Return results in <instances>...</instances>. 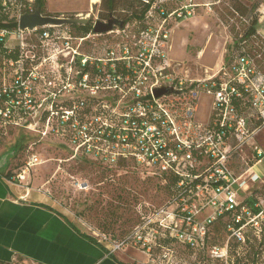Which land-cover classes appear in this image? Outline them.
<instances>
[{"label":"built area","instance_id":"obj_1","mask_svg":"<svg viewBox=\"0 0 264 264\" xmlns=\"http://www.w3.org/2000/svg\"><path fill=\"white\" fill-rule=\"evenodd\" d=\"M34 1L1 0L16 26H0V143L18 130L35 135L6 180L28 188L35 165L55 160L61 170L78 156L106 168L110 181L115 172L135 170L156 180L161 200H137L135 225L123 239L96 237L110 253L134 235L148 253L173 249L162 243L169 239L197 254L199 264H264V148L257 142L264 130V46L233 49L192 77L167 49L171 19L195 15L202 6L196 0H136L133 21L110 12L87 32L70 23L60 31L63 23L21 29L24 13L50 15ZM254 14L261 20L264 5ZM109 19L117 21L111 29L93 31L97 20ZM111 33L122 37L116 48L79 49L91 34ZM262 38L251 43L264 44ZM45 139L67 156L34 152ZM242 153L246 165L237 170Z\"/></svg>","mask_w":264,"mask_h":264},{"label":"rangeland","instance_id":"obj_2","mask_svg":"<svg viewBox=\"0 0 264 264\" xmlns=\"http://www.w3.org/2000/svg\"><path fill=\"white\" fill-rule=\"evenodd\" d=\"M133 5L126 8V2H119L114 9L103 10L100 0L91 3L90 0H46L45 13L59 15L62 17H78L79 14L87 15L90 28L96 17L105 18L110 12L121 19L133 21L134 17L129 14L133 10H139L140 6L136 0H128ZM202 6L196 9L195 15L188 16L185 19H170L169 25L168 50L169 57L179 63V69L186 71L192 77H199L203 74L206 67H214L219 63L224 55L231 53L233 41H238L241 33L244 32L250 22V15L255 9L243 14L236 11L233 7L234 0H197ZM241 5L250 6L254 2L263 3L264 0H237ZM208 3L209 6L203 5ZM88 11V12H86ZM252 12V13H251ZM47 13V14H48ZM157 19H155V22ZM154 22V24H155ZM63 23L57 27L60 30L76 27ZM81 24V23H79ZM145 26V22L136 24V26ZM257 25V23H256ZM262 27V23H258ZM90 35L88 39L83 40L79 49L83 52L94 50L101 51L103 47L116 48L121 40L118 34ZM256 31L251 38L245 39L243 47L246 50L252 49L256 43H251L250 39L263 40ZM58 46L61 43L57 42ZM234 49V48H233ZM238 50V49H237ZM234 51H236L234 49ZM35 135L28 131L18 130L14 136L6 137L0 145V169H5L12 162H20L25 154V149H18L23 141H32ZM257 142L264 148V130L257 136ZM53 141L45 139L38 143L33 151L46 157H66L61 149H50ZM19 147V148H20ZM5 156V162L2 157ZM245 153L236 156V168L239 170L246 164L243 160ZM57 166L55 160H46L32 168L36 177L32 184H38L47 173H50ZM105 173L94 168L89 162L73 159L65 160L61 163V170L57 177L53 178V197L58 201L54 204L65 212L78 229L94 236L100 237L103 232L107 235L113 234L115 240H121L129 235L135 225V203L138 199H148L153 202L161 200V189L153 178L143 179L137 171L114 173V180L108 182ZM105 181L102 183V181ZM79 184L87 183L89 186L85 190L79 189L74 182ZM114 239V238H112ZM107 244V242H101ZM125 254L135 256V258L145 257V249L141 243L137 242L134 235H131L129 243L121 248ZM149 255L153 257L152 264H199L198 255L184 249L182 246L174 245L173 249H164L163 247H152Z\"/></svg>","mask_w":264,"mask_h":264},{"label":"crops","instance_id":"obj_3","mask_svg":"<svg viewBox=\"0 0 264 264\" xmlns=\"http://www.w3.org/2000/svg\"><path fill=\"white\" fill-rule=\"evenodd\" d=\"M259 22L262 27L258 26ZM255 27L264 37V17L257 19ZM15 163L0 169V261L9 264H152L154 258L148 252H144L143 258L125 254L121 249L110 253L101 242L82 235L86 232L78 229L54 204L58 201L53 197V178L59 173L56 166L38 184H32L36 174L31 172L26 181L29 186L25 188L6 180Z\"/></svg>","mask_w":264,"mask_h":264},{"label":"trees","instance_id":"obj_4","mask_svg":"<svg viewBox=\"0 0 264 264\" xmlns=\"http://www.w3.org/2000/svg\"><path fill=\"white\" fill-rule=\"evenodd\" d=\"M12 1H18V0H12ZM122 1L123 0H100L101 4L103 5V10H105V11H108L110 9H114L117 6V4L119 2H122ZM34 2H35L36 7L38 9H40L42 12L45 13V10H46L45 9L46 0H35ZM125 2H126L125 3L126 6H128L126 8H130V6L133 5L128 0H125ZM232 5H233V7H234V9L236 11H239V12H241V14H243V13H245L247 11V9H250L251 11H253L255 8H257V6L259 5V2H254L250 6H247V5H243V4L241 5V3L237 2V0H234ZM133 11H136V10H133ZM48 14H50V13H48ZM50 15H52V14H50ZM7 17H8L7 14L2 10L1 0H0V26H7V27H14V26H16V21H14L12 18L8 19ZM256 23H257V16L253 13V14L250 15V22H249L248 26L246 27V29L244 30V32L241 33V35H240V38L241 39H238V41H233V45L231 47L230 52L233 50V48L235 50H237L240 47H242L243 46V42H244L243 39L251 38L252 36L255 35V33H256V27H255L256 26ZM70 25L73 26V27L75 26L81 32H87V31H89L91 29L90 28V24H88V22H86L85 24H82V23L81 24H79V23H70ZM252 41H254V40L252 39ZM260 45H261V47L264 46V44H260ZM2 49L3 48H2V45H1V42H0V51H2ZM229 54L230 53L224 55V59L227 60V58L229 57ZM61 151H63V150H61ZM64 152L66 154L67 151H64ZM73 160L74 161L81 160L83 162L84 161H87L94 168L98 169L99 171H101V172H103V173H105L107 175L106 168L100 167V164H97L95 162H92L91 160H89L87 158H83L81 156H78V157L74 158ZM106 180L108 182H112L113 181V180L110 181L108 179H106ZM103 182H105V181L103 180ZM103 233L110 240H115L116 239L113 234L107 235L105 232H103ZM82 235L87 236L88 238H90L91 240H93L96 243L99 242L96 237H94V236H92L90 234L82 233ZM112 238H114V239H112ZM162 243L165 244V245L171 246L172 248L174 247V245L177 244L179 246H182L184 249H187L185 246H183L179 242L171 241L169 239H165L164 241H162ZM0 264H9V263L0 261ZM20 264H25V263H20Z\"/></svg>","mask_w":264,"mask_h":264},{"label":"water","instance_id":"obj_5","mask_svg":"<svg viewBox=\"0 0 264 264\" xmlns=\"http://www.w3.org/2000/svg\"><path fill=\"white\" fill-rule=\"evenodd\" d=\"M87 22L85 17H55L52 15H43L38 10L31 13H24L19 18V27L23 28H33L34 26L43 25V24H58V23H83ZM115 19H109L106 23L97 20L93 26V31L95 32H104L112 28V25L116 23ZM161 92V91H158ZM5 156H3L2 162Z\"/></svg>","mask_w":264,"mask_h":264},{"label":"bare ground","instance_id":"obj_6","mask_svg":"<svg viewBox=\"0 0 264 264\" xmlns=\"http://www.w3.org/2000/svg\"><path fill=\"white\" fill-rule=\"evenodd\" d=\"M90 1L93 3V2H97L98 0H90ZM86 12H88V11H86ZM121 254H122V253H121Z\"/></svg>","mask_w":264,"mask_h":264}]
</instances>
